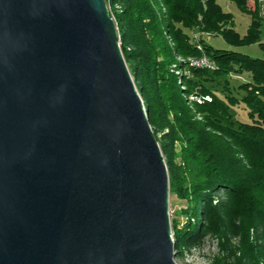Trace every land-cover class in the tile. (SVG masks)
<instances>
[{
	"label": "water",
	"instance_id": "obj_1",
	"mask_svg": "<svg viewBox=\"0 0 264 264\" xmlns=\"http://www.w3.org/2000/svg\"><path fill=\"white\" fill-rule=\"evenodd\" d=\"M165 159L106 0H0V264H177Z\"/></svg>",
	"mask_w": 264,
	"mask_h": 264
},
{
	"label": "trees",
	"instance_id": "obj_2",
	"mask_svg": "<svg viewBox=\"0 0 264 264\" xmlns=\"http://www.w3.org/2000/svg\"><path fill=\"white\" fill-rule=\"evenodd\" d=\"M106 1L170 193L186 201L184 222L171 218L175 255L212 236L209 264H264V0H231L251 15L243 35L216 0ZM217 34L234 47L257 43L262 57L206 43ZM202 56L215 67L193 63ZM232 76L242 80L230 85Z\"/></svg>",
	"mask_w": 264,
	"mask_h": 264
},
{
	"label": "rangeland",
	"instance_id": "obj_3",
	"mask_svg": "<svg viewBox=\"0 0 264 264\" xmlns=\"http://www.w3.org/2000/svg\"><path fill=\"white\" fill-rule=\"evenodd\" d=\"M216 1L218 2V4L221 6L223 10L229 11L232 13L233 19H234V27L241 35H243L246 32L247 26L251 20V15L249 13L241 11L237 7V5L231 0H216ZM263 2L264 1H262V4ZM248 4L252 6V0H250ZM108 8H109L111 15L113 16V13H112V10L109 4H108ZM262 12H264L263 7H262ZM205 39H206V43L210 44L214 48L236 49L251 57H262V50L260 49L257 43L234 47V46L227 44L224 41V39L221 37V35H218V34L213 35V36H206ZM260 40L264 41V16L261 18V21H260ZM239 80H242V79L232 76L230 77L229 84L230 85L235 84ZM222 84H223L222 79L215 82V86H217V89H221ZM237 116L244 117V112L242 111L241 108L237 109ZM219 197L220 198L224 197L223 191L217 192V196L215 200H217V198ZM185 203L186 201L184 199L178 198L175 194L170 193L169 194L170 218H176L179 220L180 223L184 222L185 217L181 212H179V210L185 205ZM216 249H217L216 240L212 236H206L201 244L183 246L181 249V253L174 256V260L177 264H209L212 255L216 252Z\"/></svg>",
	"mask_w": 264,
	"mask_h": 264
},
{
	"label": "bare ground",
	"instance_id": "obj_4",
	"mask_svg": "<svg viewBox=\"0 0 264 264\" xmlns=\"http://www.w3.org/2000/svg\"><path fill=\"white\" fill-rule=\"evenodd\" d=\"M193 63H195L196 65H204V66H207V67H211V69H212V67H215L207 59H201V58L195 59V60H193Z\"/></svg>",
	"mask_w": 264,
	"mask_h": 264
},
{
	"label": "built area",
	"instance_id": "obj_5",
	"mask_svg": "<svg viewBox=\"0 0 264 264\" xmlns=\"http://www.w3.org/2000/svg\"><path fill=\"white\" fill-rule=\"evenodd\" d=\"M196 35V34H195ZM201 59H207L206 56H202ZM208 60V59H207ZM206 98H209L208 96H206Z\"/></svg>",
	"mask_w": 264,
	"mask_h": 264
},
{
	"label": "crops",
	"instance_id": "obj_6",
	"mask_svg": "<svg viewBox=\"0 0 264 264\" xmlns=\"http://www.w3.org/2000/svg\"><path fill=\"white\" fill-rule=\"evenodd\" d=\"M262 7H263V9H264V2H263V4H262ZM263 14H264V12H262Z\"/></svg>",
	"mask_w": 264,
	"mask_h": 264
}]
</instances>
